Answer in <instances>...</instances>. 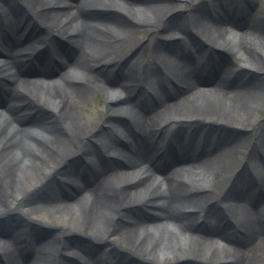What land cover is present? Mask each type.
I'll return each mask as SVG.
<instances>
[{"label": "bare ground", "instance_id": "bare-ground-1", "mask_svg": "<svg viewBox=\"0 0 264 264\" xmlns=\"http://www.w3.org/2000/svg\"><path fill=\"white\" fill-rule=\"evenodd\" d=\"M214 1L0 0V264H264V89L230 79L264 76V0ZM96 93L111 117L85 120ZM201 117L244 133L160 135Z\"/></svg>", "mask_w": 264, "mask_h": 264}, {"label": "rangeland", "instance_id": "rangeland-1", "mask_svg": "<svg viewBox=\"0 0 264 264\" xmlns=\"http://www.w3.org/2000/svg\"><path fill=\"white\" fill-rule=\"evenodd\" d=\"M235 3H237V5H240L238 0H235ZM215 4H216V1H214V0H193L191 5L189 6V8H191V7L198 8L200 6L205 11H208L210 9H213ZM99 11H100L99 12L100 15L103 14L102 16L112 15L113 17H115V15H117L115 12H113L109 9L107 10L106 8H101ZM188 28H189V30L192 29V27H189V26H188ZM148 34L149 33L140 32L135 37H132V39L135 43L132 45L133 47H130V46L126 47L127 52L125 53V57L123 58L122 62L124 61V59H126L128 61L131 60V58L134 56V54L137 50V47L146 41ZM56 39H57V42H63L64 43L62 38L58 37ZM153 40H161V39L157 35H154ZM167 43H170V42H167ZM38 52L39 51L34 52L35 55H34L33 59L31 60L32 64H36L39 62ZM222 56L226 59L229 58V55L226 53H222ZM231 78H237V79L242 80L241 81L242 86H247L250 82H257V84H259L261 86L260 88L264 89V76L258 74L257 72H253V71L247 70V69L246 70L245 69H239V70H235L231 73L230 79ZM111 79L112 80L114 79L113 74H112ZM228 81H229V79L226 80V82H228ZM10 84H11V86H14L13 82H11ZM221 88L223 89L224 86H222ZM108 109H109V106L103 100L100 93L93 94L91 96V98L89 99V101H87V103L85 105L79 107V111L85 120L92 118L93 120L97 119V121L111 117L109 115ZM46 112H47L46 110H44L43 108H40L38 110L36 109L35 114L39 115L40 117L41 116L43 117L44 115L48 114ZM254 114H255V117L253 118V120L251 122H249V127L247 129L248 135H252V136L256 135L257 130L258 129L260 130V128L262 127L261 125L264 124V105H261V106H259L258 109H255ZM180 118H182V117H180ZM181 120L182 119H179V118L172 119L170 121L168 120L167 124L165 125L164 129L161 131L160 135H162V133H164L165 131H169V130L172 131L174 129L175 130L180 129L181 133L185 132V135L190 134L191 131L197 132L196 134L201 133V135L207 134V138H204V140L207 141L208 134H210V133H220L223 137H229L230 139L236 137V134L243 135V133H244V131H241L237 126L226 124L220 118H216V117H201V118H197V119L191 118L189 120L188 119L185 120V122L179 123V121H181ZM94 128H95V130L99 129V127L97 125L94 126ZM75 162H78V164L80 163L79 159H77V161H75V160L73 161V163H75ZM73 163H71L69 165L72 166ZM69 165L61 168V171L69 169V168L71 169V166H69ZM182 167H185V166L183 165ZM236 167H237V163H235L233 168H232V169H235V171L231 170V172H230V175L232 177L245 179V178H247V176H249V174H251V172L249 170H245V169L242 170L241 166H238L237 169H236ZM135 209H137V207L130 208L129 214H133V216H134L137 212V211H135ZM23 225L24 224H22V226ZM2 226H4L5 228H8L9 227L8 222H0V227H2ZM31 228H33V226H31ZM225 230L227 233H229V235L231 234L232 237H235V235L232 232L233 230H231L230 227L226 228ZM36 233H37L36 235H39L38 239L41 240L40 242H45L50 236H55L56 231L50 227H43L42 226L40 228L37 227ZM63 238H65L64 243L67 244L69 246V248H74L75 246L83 243V240H81L79 238H75V237H70V235H66L65 237L63 236ZM67 238H69V239L66 240ZM91 246L93 247V249H92L93 256H97V249H96L97 243L91 242ZM123 262L125 264H144L145 263L141 258H137V257H133V256H127L125 259H123ZM186 264H188V263H186Z\"/></svg>", "mask_w": 264, "mask_h": 264}]
</instances>
